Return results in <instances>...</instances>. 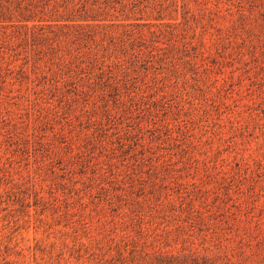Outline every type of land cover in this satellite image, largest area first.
Segmentation results:
<instances>
[{
    "label": "rangeland",
    "instance_id": "obj_1",
    "mask_svg": "<svg viewBox=\"0 0 264 264\" xmlns=\"http://www.w3.org/2000/svg\"><path fill=\"white\" fill-rule=\"evenodd\" d=\"M262 232L264 0H0V264Z\"/></svg>",
    "mask_w": 264,
    "mask_h": 264
},
{
    "label": "trees",
    "instance_id": "obj_2",
    "mask_svg": "<svg viewBox=\"0 0 264 264\" xmlns=\"http://www.w3.org/2000/svg\"><path fill=\"white\" fill-rule=\"evenodd\" d=\"M244 245L247 249L242 245L235 255L227 257L225 261L188 254L182 258L176 255L161 257L158 264H264V232L256 236L253 243L248 242Z\"/></svg>",
    "mask_w": 264,
    "mask_h": 264
}]
</instances>
